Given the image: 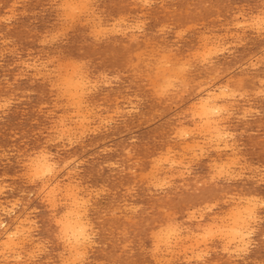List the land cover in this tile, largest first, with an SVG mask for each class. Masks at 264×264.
<instances>
[{
    "label": "rangeland",
    "instance_id": "obj_1",
    "mask_svg": "<svg viewBox=\"0 0 264 264\" xmlns=\"http://www.w3.org/2000/svg\"><path fill=\"white\" fill-rule=\"evenodd\" d=\"M61 1L0 0V223L6 222L0 225V264H72L73 257V264H264V34L250 25L264 16V0ZM69 76L80 82L76 95L65 89ZM219 89L225 98H219ZM213 92L216 109L225 105L209 115L221 125L218 136L195 110ZM42 153L54 170L39 181L28 166ZM241 204L256 209L249 217L251 233L238 246L224 230ZM71 211L88 234L77 248L70 246L58 222ZM5 233L15 245L6 243Z\"/></svg>",
    "mask_w": 264,
    "mask_h": 264
},
{
    "label": "bare ground",
    "instance_id": "obj_2",
    "mask_svg": "<svg viewBox=\"0 0 264 264\" xmlns=\"http://www.w3.org/2000/svg\"><path fill=\"white\" fill-rule=\"evenodd\" d=\"M61 1V0H60ZM67 1V0H66ZM82 1V0H81ZM81 1H80V3H81ZM69 2V1H68ZM68 2H66L67 4H65V5H68ZM74 2H75V0H74ZM139 2H140V0H139ZM152 2V1H151ZM154 2V1H153ZM61 3H62V1H61ZM70 3V2H69ZM73 3V2H72ZM87 3V2H86ZM89 3V2H88ZM13 4V3H12ZM64 4V3H63ZM71 4V3H70ZM69 4V5H70ZM77 4V3H76ZM79 4V3H78ZM83 5L85 4V2H83L82 3ZM90 4V3H89ZM14 5V4H13ZM91 5V4H90ZM148 5V4H147ZM16 6V5H15ZM19 6V5H18ZM88 6V5H87ZM94 6V5H93ZM145 6V5H144ZM59 7H61V6H59ZM71 8H72V10H71V12L72 11H74V7H75V4H74V7L73 6H70ZM84 8L83 6H81L80 5V8ZM62 8V7H61ZM79 8V7H78ZM87 8V7H86ZM93 8V7H92ZM244 8V7H243ZM67 9V8H66ZM70 9V8H69ZM75 9H77V6H76V8ZM94 9V8H93ZM263 9V8H262ZM9 10V9H8ZM64 10V9H63ZM238 10V9H237ZM66 12L65 13H67V10H65ZM79 11H80V9H79ZM78 10H75V12H79ZM87 11V10H86ZM263 11V10H262ZM25 12V11H24ZM84 12V11H83ZM88 12V11H87ZM94 12V11H93ZM12 13V12H11ZM16 13V12H15ZM61 13V12H60ZM86 13V12H85ZM23 14V13H22ZM72 14H74V13H72ZM97 14H98V12H97ZM8 15V14H7ZM62 15V14H61ZM67 15V14H66ZM69 15V14H68ZM82 15V14H81ZM85 15V14H84ZM10 16V15H9ZM70 17L69 18H72L71 17V14L69 15ZM80 16V14L78 15V17ZM91 16V15H90ZM99 16V15H98ZM97 16V17H98ZM123 16V15H122ZM141 16V15H140ZM258 16V15H257ZM260 16V15H259ZM74 17V16H73ZM86 17V16H85ZM93 17V16H92ZM96 17V18H97ZM7 18V17H6ZM13 18V17H12ZM95 18V17H94ZM93 18V19H94ZM101 18V17H100ZM100 18H98V19H100ZM113 18V17H112ZM120 18H122V17H120ZM7 19H9V18H7ZM67 19V18H66ZM65 19V20H66ZM74 19H75V17H74ZM86 19H88V18H86ZM89 19H91V18H89ZM126 19V18H125ZM78 20V19H77ZM80 20V19H79ZM102 20V19H101ZM100 20V21H101ZM120 20V19H119ZM73 21H75V20H73ZM81 21V20H80ZM85 21V20H84ZM90 21V20H89ZM88 21V22H89ZM100 21H97L96 23H98V22H100ZM121 21V20H120ZM119 21V22H120ZM125 21V20H124ZM123 21V22H124ZM249 21V20H248ZM253 21V20H252ZM94 22V21H93ZM138 22V21H137ZM7 23H8V21H7ZM11 23V22H10ZM77 23V22H76ZM81 24H82V21L80 22ZM61 24V23H60ZM73 24V23H72ZM110 24V23H109ZM112 24V23H111ZM114 24V23H113ZM117 24V23H116ZM115 24V25H116ZM124 24H125V22H124ZM142 25L144 24V22L143 23H141ZM248 24H250V23H248ZM91 25V24H90ZM99 25V24H98ZM102 25V24H101ZM126 25V24H125ZM251 25V24H250ZM62 26V25H61ZM73 26V25H72ZM82 26H83V24H82ZM95 26V25H94ZM100 26V25H99ZM247 26V25H246ZM101 27V26H100ZM99 27V28H100ZM114 27V26H113ZM119 27V26H118ZM122 27V26H121ZM127 27V26H126ZM130 27V26H129ZM234 27V26H233ZM243 27H244V25H243ZM96 28V27H95ZM106 29H107V27H105ZM111 28V27H110ZM138 28V27H137ZM140 28V27H139ZM165 28V27H164ZM66 29V28H65ZM68 29V28H67ZM103 29V28H102ZM105 29V30H106ZM117 29H119V28H117ZM124 29H125V27H124ZM127 29V28H126ZM125 29V30H126ZM105 30H104V33H106L105 32ZM130 30V29H129ZM140 30H142V29H140ZM162 30V29H161ZM188 30V29H187ZM62 31V30H61ZM64 31V30H63ZM67 31V30H66ZM95 31V30H94ZM93 31V32H94ZM117 31V30H116ZM134 31V30H133ZM181 31V30H180ZM179 31V32H180ZM245 31H246V28H245ZM60 32V31H59ZM98 32V31H97ZM110 32V31H109ZM126 32V31H125ZM125 32H124V35H125ZM62 33V32H61ZM64 33V32H63ZM103 33V34H104ZM162 33V32H161ZM60 34V33H59ZM102 34V33H101ZM102 34V35H103ZM113 34V33H112ZM182 34V33H181ZM184 34H185V32H184ZM1 35V34H0ZM93 35V34H92ZM98 35H100V34H98ZM106 35V34H105ZM109 35V34H108ZM131 35H133V34H131ZM139 35H141V34H139ZM204 35V34H203ZM210 35V34H209ZM45 36H47V35H45ZM61 36V35H60ZM101 36V35H100ZM99 36V37H100ZM127 36V35H126ZM136 36V35H135ZM134 36V37H135ZM211 36V35H210ZM213 36H214V34H213ZM239 36V35H238ZM56 37H57V34H56ZM203 37V36H202ZM206 37V36H205ZM224 37V36H223ZM52 38V37H51ZM58 38V37H57ZM201 38V37H200ZM211 38V37H210ZM103 39V38H102ZM101 39V40H102ZM105 39V38H104ZM203 39V38H202ZM204 40V39H203ZM202 40V41H203ZM206 40H208V38H206ZM104 41V40H103ZM209 41V40H208ZM44 42V41H43ZM210 42V41H209ZM214 42H215V40H214ZM49 43V42H48ZM59 43V42H58ZM65 43V42H64ZM5 44V43H4ZM39 44V43H38ZM43 44V43H42ZM44 45H46V44H44ZM180 45V44H179ZM208 45V44H207ZM199 46V45H198ZM216 46V45H215ZM215 46H213V47H215ZM219 46V45H218ZM229 46V45H228ZM205 47H206V44H205ZM208 47V46H207ZM212 47V46H211ZM211 47H210V49H211ZM225 47V46H224ZM223 47V48H224ZM227 47V46H226ZM197 48V47H196ZM199 48V47H198ZM216 48V47H215ZM220 48V47H219ZM218 47H217V49H219ZM217 49H216V51H217ZM12 50V49H11ZM196 50V49H195ZM205 50H206V48H205ZM6 51V50H5ZM206 51H209L208 49L206 50ZM215 51V50H214ZM220 51V50H219ZM226 51V50H225ZM198 52V51H197ZM201 52V51H200ZM204 52V51H203ZM210 52V51H209ZM208 52V53H209ZM213 52V51H212ZM222 52V51H221ZM220 52V53H221ZM3 53V52H2ZM6 53V52H5ZM211 53V52H210ZM214 53H216V55H217V52H214ZM219 53V54H220ZM218 54V55H219ZM137 55V54H136ZM200 55H201V53H200ZM204 55H205V53H204ZM208 55V54H207ZM213 55V54H212ZM194 56V55H193ZM203 56V55H202ZM259 56V55H258ZM40 57V56H39ZM206 57H208V56H206ZM205 57V58H206ZM212 57V56H211ZM198 58H199V56H198ZM204 58V59H205ZM255 58V57H254ZM259 58V57H258ZM167 59V58H166ZM200 59V58H199ZM211 59V58H210ZM256 59V58H255ZM49 60V59H48ZM54 60H56V58L54 59ZM207 60V59H206ZM58 61H60V59L58 60ZM58 61H57V63H58ZM63 61H65V60H63ZM72 61V60H71ZM188 61V60H187ZM257 61V60H256ZM41 62V61H40ZM46 62V61H45ZM53 62V61H52ZM51 62V63H52ZM76 62V61H75ZM189 62V61H188ZM252 62V61H251ZM60 64H61V62H59ZM73 63V62H72ZM80 63V62H79ZM207 63V62H206ZM208 63H209V61H208ZM20 64V63H19ZM49 63H47V65H48ZM65 64V63H64ZM74 64V63H73ZM84 64H85V62H84ZM246 64V63H245ZM256 64V63H255ZM38 65V64H37ZM42 65V64H41ZM44 65V64H43ZM62 65V64H61ZM66 65H68L67 63H66ZM70 65V64H69ZM81 65V64H80ZM252 65V64H251ZM21 66V65H20ZM26 66V65H25ZM55 66V65H54ZM184 66H185V64H184ZM249 66V65H248ZM255 66V65H254ZM260 66V65H259ZM28 67V66H27ZM70 67V66H69ZM78 67V66H77ZM77 67H75V68H77ZM182 67V66H181ZM242 67V66H241ZM244 67V66H243ZM247 67V66H246ZM44 68V67H43ZM253 68H255V67H253ZM36 69V68H35ZM48 69V68H47ZM53 69V68H52ZM57 69H61V67L60 68H57ZM67 69H68V67H67ZM71 69V68H70ZM78 69V68H77ZM82 69V68H81ZM81 69H79L80 71H81ZM84 69V68H83ZM82 69V70H83ZM188 69V68H187ZM23 70V69H22ZM25 70V69H24ZM41 70V69H40ZM46 70V69H45ZM53 70H56L55 68L53 69ZM76 70V69H75ZM182 70V69H181ZM184 70H186V69H184ZM60 71V70H59ZM59 71H58V73L57 74H59ZM61 71H63L62 69H61ZM74 71V70H73ZM85 71V70H84ZM236 71V70H235ZM72 72V71H71ZM82 72V71H81ZM43 73V72H42ZM48 73V72H47ZM52 73V72H51ZM50 73V74H51ZM68 73H69V71H68ZM67 73V74H68ZM73 73V72H72ZM71 73V74H72ZM75 73H77V72H75ZM185 73V72H184ZM41 74V73H40ZM49 74V73H48ZM62 74V73H61ZM82 74V73H81ZM86 74V73H85ZM84 74V75H85ZM42 75V74H41ZM46 75V74H45ZM60 75V74H59ZM58 75V76H59ZM73 75H75L74 73H73ZM83 75V74H82ZM180 75V74H179ZM44 76V75H43ZM54 76V75H53ZM71 76V75H70ZM70 76H69V78L68 79H66L65 78V80H66V84H65V82H63L65 85H67V87H65V89L67 88L70 92H72V93H74L75 95H76V93L77 92H73V90L75 91V90H77L79 87H78V84L80 83L79 81V83L77 84V81H72L73 79H71L72 78V76H71V78H70ZM158 76H160V75H158ZM63 77H64V75H63ZM75 77V76H74ZM73 77V78H74ZM80 77V76H79ZM82 77V76H81ZM84 77V76H83ZM82 77V78H83ZM103 77V76H102ZM175 77V76H174ZM182 77V76H181ZM180 77V78H181ZM39 78H41V77H39ZM45 78H47V77H45ZM59 78H62V77H59ZM84 78H86V77H84ZM113 78V77H112ZM56 79V78H55ZM81 79V78H80ZM115 79V78H114ZM51 80V79H50ZM53 80V79H52ZM62 80V79H61ZM61 80H58V81H61ZM78 80V79H77ZM86 80V79H85ZM103 80V79H102ZM106 80H107V78H106ZM173 80V79H172ZM81 81V80H80ZM88 81V80H87ZM90 81V80H89ZM111 81V80H110ZM168 81V80H167ZM97 82V81H96ZM171 82V81H170ZM175 82H178V81H175ZM263 82H264V80H263ZM43 83V82H42ZM59 83H61V82H59ZM85 83V82H84ZM91 84V83H90ZM89 84V85H90ZM109 84H111V82L109 83ZM170 84V83H169ZM53 85V84H52ZM82 85H84V84H82ZM92 85V84H91ZM103 85V84H102ZM112 85V84H111ZM217 85V84H216ZM263 85V84H262ZM84 86H87V85H84ZM93 86V85H92ZM107 86V85H106ZM56 87V86H55ZM80 87H81V85H80ZM168 88H170L169 86H167ZM214 87H215V85H214ZM217 87H219V86H217ZM225 87V86H224ZM61 88H63L62 86H61ZM90 88V87H89ZM97 88V87H96ZM171 88H172V86H171ZM205 88V87H204ZM211 88V87H210ZM209 88V89H210ZM64 89V88H63ZM82 89H83V87H82ZM208 89V90H209ZM218 89V88H217ZM58 90V89H57ZM80 90V89H79ZM207 90V91H208ZM211 90V89H210ZM220 90V89H219ZM223 90V89H222ZM222 90H220L221 92L219 93V98H220V96H221V98H222V93H224V92H222ZM227 90V89H226ZM69 91H66L67 93L69 92ZM64 92V91H63ZM93 92V91H92ZM226 92V91H225ZM260 92V91H259ZM72 93L71 94H69L70 95V97H71V95H72ZM79 93V92H78ZM206 93V92H205ZM214 93V92H213ZM213 93H209V94H207L206 95V97L205 98H203V99H201V100H199V102H197V104H196V106H195V110H196V114H197V117L199 116V118H204V123H205V126L207 127V129H209V130H211V132L213 133V134H217V136H218V134H219V130H218V127H220V126H218L217 125V123L215 122V121H213L210 117H209V115H211L213 112H215L218 108L220 109V112H222L221 111V108H224L225 107V105H223L221 108L220 107H218L217 109H216V105L213 103V100L214 99H217V97H218V95H216L215 93V95H213ZM230 93V92H229ZM236 93H238V92H236ZM236 93H234V94H236ZM247 93V92H246ZM62 94V93H61ZM68 94H67V96H68ZM81 94V93H80ZM80 94H78V95H80ZM222 94V95H221ZM225 94V93H224ZM243 94V93H242ZM247 94H249V93H247ZM257 94V93H256ZM261 94V93H260ZM66 95V94H65ZM77 95V96H78ZM201 95V94H200ZM238 95V94H237ZM244 95V94H243ZM264 95V94H263ZM66 96V97H67ZM85 96L87 97V95L85 94ZM242 96V95H241ZM14 97V96H13ZM12 97V98H13ZM63 97H65V96H63ZM70 97L68 98V99H70ZM73 97H74V95H73ZM80 97H81V95H80ZM163 97V96H162ZM223 97H224V95H223ZM232 97H233V95H232ZM245 97V96H244ZM257 97H258V94H257ZM6 98V97H5ZM59 98V97H58ZM77 98V97H76ZM75 98V99H76ZM197 98V97H196ZM225 98V97H224ZM223 98V99H224ZM229 98V97H228ZM241 99H242V97H240ZM133 99V98H132ZM138 99H140V98H138ZM60 100V99H59ZM74 100V99H73ZM78 100V99H77ZM220 100V99H219ZM225 100V99H224ZM11 101H13V100H11ZM10 100H9V102H11ZM68 101V100H67ZM76 101V100H75ZM75 101H74V103H75ZM87 101V100H86ZM120 101V100H119ZM69 102V101H68ZM73 102V101H72ZM80 102V101H79ZM78 102V103H79ZM91 102V101H90ZM1 103V102H0ZM3 103V102H2ZM1 103V104H2ZM66 103V102H65ZM78 103H76V104H78ZM103 103V102H102ZM132 103V102H131ZM136 103V102H135ZM5 104H7V103H5ZM9 104V103H8ZM7 104V105H8ZM70 104V103H69ZM72 104V103H71ZM71 104L69 105V106H71ZM87 104V103H86ZM187 104V103H186ZM217 104V103H216ZM6 105V106H7ZM55 105H57L56 103H55ZM84 105V104H83ZM82 104H81V106H83ZM3 106H5V105H3ZM60 106H63V105H60ZM74 106V105H73ZM93 106V105H92ZM219 106V105H218ZM67 107H68V105H67ZM194 107V106H193ZM57 108V107H56ZM69 108V107H68ZM72 108H74V107H72ZM191 108H192V106H191ZM227 108V107H226ZM245 108H247V107H245ZM9 109V108H8ZM61 109V108H60ZM83 110H84V108H82ZM89 109V108H88ZM97 109V108H96ZM102 109V108H101ZM250 109V108H249ZM5 110V109H4ZM66 110V109H65ZM78 110H80V109H78ZM82 110V111H83ZM87 110V109H86ZM98 110H100V109H98ZM118 110V109H117ZM231 110V109H230ZM233 110V109H232ZM247 110V109H246ZM75 111V110H74ZM101 111V110H100ZM227 111V110H226ZM248 111V110H247ZM94 112V111H93ZM122 112V111H121ZM129 112V111H128ZM139 112V111H138ZM249 112H250V110H249ZM256 112V111H255ZM258 112V111H257ZM74 113V112H73ZM87 113V112H86ZM187 113V112H186ZM194 113V112H193ZM64 114V113H63ZM69 114H72V113H69ZM76 114V113H75ZM75 114H74V116H75ZM80 113L78 112V115H79ZM90 114V113H89ZM94 114V113H93ZM220 114V113H219ZM230 114H231V112H230ZM247 114V113H246ZM249 114V113H248ZM259 114V113H258ZM6 115V114H5ZM77 115V114H76ZM77 115V116H78ZM85 115V114H84ZM83 115V113H82V115H80V116H84ZM92 115V114H91ZM96 115V114H95ZM120 115V114H119ZM214 115H216V114H214ZM67 116V115H66ZM70 116V115H69ZM68 116V117H69ZM73 116V115H72ZM108 116V115H107ZM110 116V115H109ZM108 116V117H109ZM114 116V115H113ZM232 116V115H231ZM79 117V116H78ZM87 117V116H86ZM91 117V116H90ZM89 117V118H90ZM101 117V116H100ZM99 117V118H100ZM194 117H195V114H194ZM193 117V118H194ZM61 118V117H60ZM83 118H85V117H83ZM82 118V119H83ZM88 118V117H87ZM230 118V117H229ZM66 119H67V117H66ZM71 119H73V118H71ZM78 119V118H77ZM77 119H76V123H77ZM80 119V118H79ZM82 119H80V122L82 121ZM94 119V118H93ZM98 119V118H97ZM226 119V118H225ZM224 119V120H225ZM63 120V119H62ZM85 120V119H84ZM87 120V119H86ZM109 120V119H108ZM107 120V121H108ZM55 121V120H54ZM67 121H68V119H67ZM72 121V120H71ZM90 120H88V122H89ZM91 121H92V119H91ZM95 121V120H94ZM111 121V120H110ZM201 121V120H200ZM203 121V120H202ZM220 121V120H219ZM59 122V121H58ZM57 122V123H58ZM74 122V123H75ZM85 122V121H84ZM88 122H86V124L88 123ZM102 122V121H101ZM112 122V121H111ZM66 123V122H65ZM69 123V122H68ZM221 123H222V121H221ZM220 123V124H221ZM56 124V123H55ZM70 124V123H69ZM85 124V123H84ZM90 124V123H89ZM104 124V123H103ZM103 124L101 125V126H103ZM111 124V123H110ZM65 125V124H64ZM99 126V125H98ZM198 126V125H197ZM202 125H200V127H201ZM224 126V125H223ZM51 127V126H50ZM68 127V126H67ZM71 127V126H70ZM91 127V126H90ZM96 127V126H95ZM183 127V126H182ZM66 128V127H65ZM73 128V127H72ZM78 128H79V126H78ZM104 128V127H103ZM184 129H185V127H183ZM188 128H190V127H188ZM197 128V127H196ZM198 128H199V126H198ZM221 128V127H220ZM224 128H226V126L224 127ZM86 130H87V128H85ZM94 129V128H93ZM108 129V128H107ZM176 129H178V128H176ZM180 129H181V127H180ZM79 130V129H78ZM98 130H99V128H98ZM179 130V129H178ZM198 130H200V128L198 129ZM203 130H206V129H203ZM203 130H201V131H203ZM208 130V131H209ZM225 130V129H224ZM63 131V130H62ZM70 131H72L71 129H70ZM74 131H75V129H74ZM81 131V130H80ZM92 131V130H91ZM50 132H51V130H50ZM65 132H66V130H65ZM83 132V131H82ZM85 132V131H84ZM87 132V131H86ZM98 132V131H97ZM184 132H185V130H184ZM195 132H197V131H195ZM210 132V131H209ZM222 132V131H221ZM230 132V131H229ZM75 133V132H74ZM76 133H79L78 131L76 132ZM91 133V132H90ZM94 133H96V132H94ZM183 133V132H182ZM181 133V134H182ZM186 133V132H185ZM187 133H189L190 134V132H187ZM193 133H194V130H193ZM202 133V132H201ZM223 133V132H222ZM222 133H221V135H222ZM226 133V132H225ZM231 133V132H230ZM236 133V132H235ZM64 134V133H63ZM84 134V133H83ZM192 134V133H191ZM194 134H196V133H194ZM206 134V133H205ZM210 134V133H209ZM228 133H226L225 135H227ZM234 134V133H233ZM57 135H59V134H57ZM73 135V134H72ZM186 135V134H185ZM208 135V134H207ZM211 135V134H210ZM235 135V134H234ZM68 136V135H67ZM74 136H75V134H74ZM83 136V135H82ZM85 136V135H84ZM83 136V137H84ZM90 136V135H89ZM187 136V135H186ZM185 136V137H186ZM201 136H202V134H201ZM211 136H213V135H211ZM223 136V135H222ZM229 136V135H228ZM59 137H60V135H59ZM72 137V136H71ZM189 137V136H188ZM205 137V136H204ZM214 137V136H213ZM224 137H226V136H224ZM229 137H231V136H229ZM57 138H58V136H57ZM65 138V137H64ZM82 138V137H81ZM81 138L79 139V140H81ZM206 139H207V137H205ZM62 139V138H61ZM68 139V138H67ZM214 139V138H213ZM230 139V138H229ZM49 140V139H48ZM54 140H55V137H54ZM65 140V139H64ZM179 140V139H178ZM57 141V140H56ZM55 141V142H56ZM62 141V140H61ZM71 141H73V139L71 140ZM76 141V140H75ZM214 141V140H213ZM59 142V141H58ZM206 142V141H205ZM219 142V141H218ZM218 142H216V143H218ZM53 143V142H52ZM67 143V142H66ZM68 143H69V141H68ZM215 143V142H214ZM221 143H222V141H221ZM220 143V144H221ZM57 144V143H56ZM70 144V143H69ZM76 144V143H75ZM197 144H198V142H197ZM201 144V143H200ZM212 144V143H211ZM218 145V144H217ZM200 146V145H199ZM199 146H198V148H199ZM210 146H212V145H210ZM220 146V145H219ZM232 146V145H231ZM185 148H186V146H184ZM206 147V146H205ZM209 147V146H208ZM227 147V146H226ZM225 147V148H226ZM235 147V146H234ZM70 148V147H69ZM188 148H190V146H188ZM217 147H215V149H216ZM224 149V147L222 146L220 149ZM230 148V147H229ZM98 149V148H97ZM231 149V148H230ZM233 149V148H232ZM108 150H110V149H108ZM186 150V149H185ZM193 150V149H192ZM191 150V151H192ZM195 150H196V148H195ZM218 150H219V148H218ZM225 151L226 150H229L228 149V147L226 148V149H224ZM43 151V150H42ZM46 151V150H45ZM102 151V150H101ZM205 151V150H204ZM203 151V152H204ZM220 151V150H219ZM188 152V151H187ZM200 152H201V149H200ZM235 152H237V151H235ZM234 152V153H235ZM6 153V152H5ZM195 153H196V151H195ZM195 153H193L194 155H195ZM199 153V152H198ZM232 153V152H231ZM7 154V153H6ZM5 154V155H6ZM16 154V153H15ZM52 154V153H51ZM210 154V153H209ZM37 155V154H36ZM47 155V154H46ZM171 155V154H170ZM176 155V154H175ZM201 155V154H200ZM48 156V155H47ZM50 156V155H49ZM131 156V155H130ZM164 156V155H163ZM162 156V157H163ZM184 156V155H183ZM198 156V155H197ZM197 156H195L196 158H197ZM207 156V155H206ZM234 156V155H233ZM4 157V156H3ZM165 157V156H164ZM163 157V158H164ZM186 157H187V155H186ZM199 157V156H198ZM240 157V156H239ZM30 158V157H29ZM52 158V157H51ZM160 158H161V156H160ZM167 158V157H166ZM168 158H169V156H168ZM175 158V157H174ZM173 158V159H174ZM183 158H185V157H183ZM190 158V157H189ZM194 158V157H193ZM202 158V157H201ZM205 158V157H204ZM236 158H237V155H236ZM241 158V157H240ZM49 159V158H48ZM73 159H75V158H73ZM172 159V158H171ZM198 159V158H197ZM213 159H215V158H213ZM243 159V158H242ZM154 160V159H153ZM161 160V159H160ZM185 160V159H184ZM183 160V161H184ZM190 160V159H189ZM200 160V159H199ZM232 160V159H231ZM49 161V160H48ZM74 161V160H73ZM176 161V160H175ZM178 161H179V159H178ZM191 161H194V160H191ZM235 161V160H234ZM233 161V162H234ZM238 161V160H237ZM70 162V161H69ZM78 162V161H77ZM79 162H81V161H79ZM177 162V161H176ZM233 162H231V165H233L232 163ZM25 163H27V162H25ZM51 163V162H50ZM66 163V162H65ZM75 163V162H74ZM85 163V162H84ZM162 163H164V161L162 162ZM224 163H226V162H224ZM235 163H237V162H235ZM242 163V162H241ZM247 163V162H246ZM29 164V163H28ZM53 164V163H52ZM70 164V163H69ZM111 164V163H110ZM113 164V163H112ZM156 164V163H155ZM168 164V163H167ZM174 162H173V166H174ZM192 164H193V162H192ZM215 164V163H214ZM228 165H229V162L227 163ZM68 165V164H67ZM70 165H72V164H70ZM105 165H107V164H105ZM170 165V164H169ZM176 165V164H175ZM181 166H183L182 164H180ZM185 165V164H184ZM211 165V164H210ZM209 165V166H210ZM224 165V164H223ZM223 165H221V167L223 168ZM230 165V166H231ZM239 165V164H238ZM24 166V165H23ZM112 166V165H111ZM116 166V165H115ZM178 166V165H177ZM187 166V165H186ZM216 166V165H215ZM220 166V165H219ZM229 166V167H230ZM234 166V165H233ZM29 167V166H28ZM57 167V166H56ZM73 167V166H72ZM117 167V166H116ZM172 167V166H171ZM175 167V166H174ZM228 167V166H227ZM229 167L227 168V169H229ZM241 167V166H240ZM162 168V167H161ZM166 168V167H165ZM183 168V167H182ZM188 168V167H187ZM220 168V167H219ZM221 168V169H222ZM211 169H212V167H211ZM216 169V168H215ZM226 169V168H225ZM54 170V169H53ZM173 170V169H172ZM179 170H181V169H179ZM217 171H219L218 169H216ZM231 170V169H230ZM264 170V169H263ZM61 171H62V169H61ZM71 171H73V170H71ZM82 171V170H81ZM167 171H168V169H167ZM166 171V172H167ZM186 171V170H185ZM188 172H191V171H189V170H187ZM232 171V170H231ZM27 172V171H26ZM55 172H56V170H55ZM59 172V171H58ZM66 172V171H65ZM74 172V171H73ZM76 172V171H75ZM153 172V171H152ZM156 172V171H155ZM154 172V173H155ZM164 172V171H163ZM213 172H215L214 170H213ZM221 172L223 173V171L221 170ZM225 172L227 173V171L225 170ZM235 172V171H234ZM242 172H243V170H242ZM245 172H247V171H245ZM259 172V171H258ZM78 173V172H77ZM76 173V174H77ZM171 173V172H170ZM219 174H220V172H218ZM221 173V174H222ZM237 173V172H236ZM62 174H64V173H62ZM61 174V175H62ZM70 174V173H69ZM169 174V173H168ZM190 174V173H189ZM221 174H220V176H221ZM228 174V173H227ZM226 174V175H227ZM232 174V173H231ZM154 174L152 173V176H153ZM166 175V174H165ZM183 175V174H182ZM216 175V174H215ZM234 175V174H233ZM240 175H241V172H240ZM239 175V176H240ZM243 175V174H242ZM241 175V176H242ZM29 176V175H28ZM170 176H171V174H170ZM176 176V175H175ZM178 176V175H177ZM181 176V175H180ZM212 176V175H211ZM220 176H218V177H220ZM222 176H223V174H222ZM68 177V176H67ZM146 177V176H145ZM151 177V176H150ZM264 177V176H263ZM5 178V177H4ZM48 178V177H47ZM50 178V177H49ZM77 178H78V176H77ZM156 178V177H155ZM166 178H167V175H166ZM170 178V177H169ZM174 178V177H173ZM177 177H175L174 179H176ZM216 178V177H215ZM214 178V179H215ZM228 178V177H227ZM231 178V177H230ZM239 178V177H238ZM44 179V178H43ZM76 179V178H75ZM75 179H73V180H75ZM147 179H148V177H147ZM39 180V179H38ZM59 180V179H58ZM69 180V179H68ZM255 180V179H254ZM262 180H263V178H262ZM40 181V180H39ZM47 181V180H46ZM55 181V180H54ZM152 181V180H151ZM167 181V180H166ZM169 181V180H168ZM171 181V180H170ZM169 181V182H170ZM43 182V181H42ZM59 182V181H58ZM79 182V181H78ZM230 182V181H229ZM32 183H35V182H32ZM57 183V182H56ZM66 183V182H65ZM165 183V182H164ZM171 183V182H170ZM174 183V182H173ZM260 183V182H259ZM4 184H6V183H4ZM51 184H53V183H51ZM60 184V183H59ZM71 184V183H70ZM34 185V184H33ZM47 185H49V184H47ZM53 185H55V184H53ZM78 185V184H77ZM77 185H76V188H78L77 187ZM87 185V184H86ZM158 185L159 184H157V187H158ZM171 186V185H170ZM43 187V186H42ZM58 187V186H57ZM80 187V186H79ZM87 187V186H86ZM2 188H3V186H2ZM64 188V187H63ZM66 188H68V187H66ZM73 188V187H72ZM74 188H75V185H74ZM73 188V189H74ZM0 189H1V187H0ZM11 189V188H10ZM47 189H48V187H47ZM51 189H52V187H51ZM154 189H156V188H154ZM159 189H160V187H159ZM4 190V189H3ZM13 190V189H12ZM59 190H60V188H59ZM64 190H66V189H64ZM78 190H80V189H78ZM82 190H83V188H82ZM99 190V189H98ZM1 191V190H0ZM42 191V190H41ZM44 191V190H43ZM62 191V190H61ZM69 191V190H68ZM67 191V192H68ZM102 191H103V189H102ZM2 192V191H1ZM30 192V191H29ZM52 192V191H51ZM63 192V191H62ZM188 192V191H187ZM46 193H48V192H46ZM79 193V192H78ZM93 193V192H92ZM98 193V192H97ZM32 194V193H31ZM50 194V193H49ZM53 194V193H52ZM59 194V193H58ZM77 194V193H76ZM91 194V193H90ZM106 194V193H105ZM1 195V194H0ZM63 195V194H62ZM99 195V194H98ZM6 196V195H5ZM44 196V195H43ZM230 196V195H229ZM52 197H53V195H52ZM71 197V196H70ZM69 196L67 197V198H70ZM74 197V196H73ZM76 197V196H75ZM75 197H74V199H75ZM231 197H232V195H231ZM65 198V197H64ZM244 198V197H243ZM248 198V197H247ZM252 198V197H251ZM254 198H255V196H254ZM260 198V197H259ZM42 199V198H41ZM47 199V198H46ZM61 199V198H60ZM74 199H73V202H74ZM78 199V198H77ZM242 199V198H241ZM250 199V198H249ZM51 200H52V198H51ZM54 200V199H53ZM87 200H89V199H87ZM236 200V199H235ZM256 200V199H255ZM258 200V199H257ZM263 200V199H262ZM261 200V201H262ZM3 201V200H2ZM9 201H10V199H9ZM75 201H77L76 199H75ZM259 201V200H258ZM17 202V201H16ZM48 202H50L49 200H48ZM65 202V201H64ZM78 202V201H77ZM82 202V201H81ZM80 201H79V203H81ZM88 202V201H87ZM234 202V201H233ZM247 202V201H246ZM253 202V201H252ZM263 202H264V200H263ZM262 202V203H263ZM20 203V202H19ZM22 203V202H21ZM52 203V202H51ZM54 203V202H53ZM62 203V202H61ZM68 203V202H67ZM76 203V202H75ZM75 203H72V206H74V204ZM89 203V202H88ZM217 203V202H216ZM216 203L214 204V205H216ZM236 203H239V202H236ZM242 203V202H241ZM249 203V202H248ZM256 203V202H255ZM257 203H259V202H257ZM14 203H12L11 205H13ZM16 204V203H15ZM50 204V203H49ZM71 204V203H70ZM78 204V203H77ZM85 204V203H84ZM218 204V203H217ZM247 204V203H246ZM254 203H252V204H250V205H253ZM21 205V204H20ZM214 205H213V209H214ZM239 205H240V203H239ZM249 205V204H248ZM54 206V205H53ZM238 206V205H237ZM255 206H257V205H255ZM32 207V206H31ZM83 207V206H82ZM204 207H205V205H204ZM207 207V206H206ZM234 208L233 209H235V206H233ZM261 207V206H260ZM263 207V206H262ZM51 208V207H50ZM80 208V207H79ZM125 208V207H124ZM133 208V207H132ZM209 208V207H208ZM255 207L253 206V209H254ZM6 209V208H5ZM5 209H3V210H5ZM30 209V208H29ZM71 209V208H70ZM88 209V208H87ZM129 209H131V208H129ZM231 209V208H230ZM232 209V210H233ZM253 209H252V207L250 208L249 206H242V204H241V206L240 207H237L236 209H235V211H233L232 212V210H231V212H232V214H231V223L230 224H222L223 226L224 225H226L225 227V234L227 235L226 237H228V239H230L229 240V242H231V241H235L234 243L236 244L237 243V245L238 246H243L244 244V240H246L245 238H246V235L250 232L249 231V217L252 215V211H253ZM256 209V208H255ZM33 210V209H32ZM73 210H75L74 208H73ZM134 210H136V209H134ZM200 210V209H199ZM9 211V210H8ZM76 211V210H75ZM78 211H80V209L78 210ZM196 211H198V210H196ZM195 211V212H196ZM201 211V210H200ZM208 211H210V210H208ZM1 212V211H0ZM77 212V211H76ZM137 212V211H136ZM171 212V211H170ZM194 212V211H193ZM192 211L190 212V213H193ZM212 212V211H211ZM7 213V212H6ZM26 213V212H25ZM29 213V212H28ZM169 213V212H168ZM202 213V212H201ZM203 213H204V211H203ZM207 213V212H206ZM227 213H229V212H227ZM77 213H74V211H71V212H67L64 216H63V218L60 220V221H58L59 222V224H60V226H61V230H62V232H63V234L67 237V239L69 240V243H70V246L73 248V246H74V248H75V246H76V248L79 246V244H80V242L83 240V238H85L86 236H84V233H85V231H84V229H83V225H82V223H81V221H79V219H78V216L76 215ZM82 215H83V213H81ZM87 214H88V211H87ZM24 215V214H23ZM22 215V216H23ZM195 215V214H194ZM194 215H191V216H194ZM230 215V214H229ZM21 216V217H22ZM86 216V215H85ZM167 216V215H166ZM205 216V215H204ZM216 216V215H215ZM224 216H225V214H224ZM254 216V215H253ZM259 216V215H258ZM21 217H20V219H21ZM28 217V216H27ZM81 217V216H80ZM198 217V216H197ZM219 217V216H218ZM223 217V216H222ZM229 217V216H228ZM6 218V217H5ZM29 218V217H28ZM193 218V217H192ZM201 218H203V215H202V217ZM201 218H200V220H201ZM211 218V217H210ZM213 218V217H212ZM80 219H82V218H80ZM190 219V218H189ZM216 219V218H215ZM230 219V218H229ZM251 219V218H250ZM257 219V218H256ZM130 220V219H129ZM219 220H221V219H219ZM252 220H255V217L253 218L252 217ZM29 221V220H28ZM28 221H25L24 223H26V222H28ZM37 221V220H36ZM84 220H82V222H83ZM88 220H86V222H87ZM132 221V220H131ZM197 221H198V219H197ZM214 221V220H213ZM216 221V220H215ZM256 221V220H255ZM259 221H261V220H259ZM58 222H56V224L58 223ZM217 222V221H216ZM229 222V221H228ZM6 223V222H5ZM4 223V224H5ZM21 223V222H20ZM23 223V222H22ZM84 223V222H83ZM88 223V222H87ZM172 223V222H171ZM211 223V222H210ZM256 223H257V221H256ZM4 224H2V223H0V225H4ZM28 224V223H27ZM36 224V223H35ZM178 224V223H177ZM182 224V223H181ZM212 224V223H211ZM216 225V227L218 226L217 225V223H215ZM21 225V224H20ZM26 225V224H25ZM86 225V224H85ZM88 225V224H87ZM5 226V225H4ZM30 226V225H29ZM37 226V225H36ZM170 226V225H169ZM174 226V225H173ZM211 226V225H210ZM209 226V227H210ZM212 226H213V224H212ZM221 226V225H220ZM220 226H218V227H220ZM252 226V225H251ZM14 227H16L15 225H14ZM20 227V226H19ZM84 227H86V226H84ZM91 227V226H90ZM176 227V226H175ZM180 227V226H179ZM182 227V226H181ZM217 227V228H218ZM26 228V227H25ZM37 228V227H36ZM89 228V227H88ZM164 228V227H163ZM162 228V229H163ZM169 228H171V226L169 227ZM183 228V227H182ZM181 228V229H182ZM185 228V227H184ZM206 228V227H205ZM217 228L214 230V232L217 230ZM28 229V228H27ZM27 229H25V231L27 230ZM86 229H87V227H86ZM171 229H173V228H171ZM170 229V230H171ZM180 229V230H181ZM204 229V228H203ZM210 229V228H209ZM219 229V228H218ZM251 229V228H250ZM253 229V228H252ZM30 230V229H29ZM38 230V229H37ZM163 230H169L168 228L166 229H163ZM206 230V229H205ZM211 230V229H210ZM220 230V229H219ZM223 230H220V231H223ZM24 231V232H25ZM188 231V230H187ZM204 231V230H203ZM209 230H207L206 231V235L208 234L209 236H211L210 235V232H208ZM252 231H254V229L252 230ZM255 231H256V228H255ZM12 232V231H11ZM21 232V231H20ZM19 232V233H20ZM29 232V231H28ZM156 232H158V231H156ZM160 232H162V230L160 231ZM181 232H182V230H181ZM184 232V231H183ZM191 232V231H190ZM16 233V232H15ZM89 233V232H88ZM167 233V232H166ZM172 235L175 233V231L173 230V232H170ZM177 234H178V231L176 232ZM205 233V232H204ZM216 233V232H215ZM221 233V232H220ZM251 233V232H250ZM6 234V239H7V244L8 243H11V242H13V245H15V242L14 241H12V239H11V236H10V234H8V233H5ZM12 234H14V233H12ZM85 234H87V233H85ZM91 234V233H90ZM163 234H165V233H163ZM180 234V233H179ZM194 234V233H193ZM198 234V233H197ZM201 234V233H200ZM26 235V234H25ZM88 235V234H87ZM93 235H94V233H93ZM156 235V234H155ZM167 235V234H166ZM169 235V234H168ZM175 235V234H174ZM202 235V234H201ZM217 235H218V233H217ZM216 235V236H217ZM221 235H222V233H221ZM224 235V234H223ZM16 236V235H15ZM22 236V235H21ZM30 236V235H29ZM154 236V235H153ZM158 236L159 235H157V238H158ZM163 236V235H162ZM180 236V235H179ZM193 236V235H192ZM209 236H206L207 237V239H208V237ZM219 236V235H218ZM18 237V236H17ZM62 237V236H61ZM91 237V236H90ZM161 237V236H160ZM165 237V236H164ZM183 237V236H182ZM181 237V238H182ZM187 237H188V234H187ZM202 237H204L203 235H202ZM225 237V236H224ZM247 237H249L248 235H247ZM251 237V236H250ZM87 238H88V236H87ZM157 238H156V240H157ZM167 238V237H166ZM168 238H169V236H168ZM165 239V240H168L169 241V239ZM180 238V237H179ZM199 238V237H198ZM210 238V237H209ZM2 239V238H1ZM18 239V238H17ZM28 239V238H27ZM33 239V238H32ZM160 240H161V238H159ZM158 239V240H159ZM184 239V238H183ZM188 239H190V238H188ZM197 239V238H196ZM204 238H202L201 239V241L203 240ZM206 239V238H205ZM205 239H204V242H205ZM211 239V238H210ZM214 239V238H213ZM226 239V238H225ZM24 240V239H23ZM22 240V241H23ZM44 240V239H43ZM63 240V239H62ZM181 240V239H180ZM194 240V239H193ZM250 240V239H249ZM5 241V240H4ZM3 241V242H4ZM26 241V240H25ZM24 241V242H25ZM29 241V240H28ZM32 241V240H31ZM182 241V240H181ZM200 241V242H201ZM222 241V240H221ZM2 242V243H3ZM19 242V241H18ZM161 242V241H160ZM171 242V241H170ZM174 242V241H173ZM175 242H176V240H175ZM197 242V241H196ZM227 242H228V240H227ZM5 243V242H4ZM17 243V242H16ZM21 243V242H20ZM25 243H27V242H25ZM31 243V242H30ZM29 243V244H30ZM65 243V242H64ZM86 243H87V241H86ZM157 243V242H156ZM168 243V242H167ZM188 243V242H187ZM195 243V242H194ZM206 243V242H205ZM204 243V244H205ZM19 244V243H18ZM32 244V243H31ZM43 244V243H42ZM84 243H82V245H83ZM88 244V243H87ZM90 244V243H89ZM94 244V243H93ZM154 244V243H153ZM165 244V243H164ZM171 244H172V242H171ZM184 244V243H183ZM191 244V243H190ZM192 244H193V242H192ZM197 244H198V242H197ZM196 244V245H197ZM201 244H202V242H201ZM5 245V244H4ZM12 245V244H11ZM35 245V244H34ZM37 245V244H36ZM65 245H66V243H65ZM81 245V244H80ZM92 245V244H91ZM96 245V244H95ZM159 245V244H158ZM170 245V244H169ZM175 245L177 246V244L175 243ZM174 245V246H175ZM200 245V244H199ZM203 245V244H202ZM227 245V244H226ZM229 245H230V243H229ZM229 245H228V247H229ZM245 245H246V243H245ZM1 246H3V244L1 245ZM18 246V245H17ZM22 246H24V245H22ZM39 246V245H38ZM37 246V247H38ZM44 246V245H43ZM69 246V247H70ZM85 247H86V245H84ZM88 246V245H87ZM93 246V245H92ZM155 246V245H154ZM175 246V247H176ZM180 246V245H179ZM189 246V245H188ZM187 246V247H188ZM207 246V245H206ZM232 246V245H231ZM236 246V245H235ZM249 246V245H248ZM42 247V246H41ZM68 247V248H69ZM82 247V246H81ZM89 247V246H88ZM158 247V246H157ZM170 247H172V246H170ZM180 247H182V246H180ZM200 247V246H199ZM209 247V246H208ZM246 247H247V245H246ZM5 249L6 248H9V246H7V247H4ZM84 248V247H83ZM155 248V247H154ZM168 248H169V246H168ZM177 248V247H176ZM188 248H190V247H188ZM193 248V247H192ZM245 248V247H244ZM40 249V248H39ZM39 249H38V251H39ZM66 249V248H65ZM88 249V248H87ZM194 249V248H193ZM196 249V248H195ZM198 249V248H197ZM204 249H205V247H204ZM208 249V248H207ZM210 249V248H209ZM215 249V248H214ZM239 249V248H238ZM242 249L243 248H241L240 247V250L242 251ZM10 250V249H9ZM15 250V249H14ZM36 250V249H35ZM43 250V249H42ZM46 250H47V248H46ZM70 250V249H69ZM75 250V249H74ZM80 250V249H79ZM169 250H170V248H169ZM172 250V249H171ZM170 250V251H171ZM180 250V249H179ZM211 250V249H210ZM217 250V249H216ZM244 250H246V249H244ZM158 251V250H157ZM178 251V250H177ZM186 251V250H185ZM188 252H190L189 250H187ZM198 251V250H197ZM204 251V250H203ZM202 251V252H203ZM232 251V250H231ZM230 251V252H231ZM234 251V250H233ZM236 251V250H235ZM248 252L250 251V250H247ZM1 252H4V253H7V252H5V250L3 251V248H2V251ZM40 252V251H39ZM38 252V253H39ZM44 252V251H43ZM42 252V253H43ZM71 252V251H70ZM77 252V251H76ZM80 252V251H79ZM78 252V253H79ZM85 251H83V253H84ZM133 252V251H132ZM152 252H153V250H152ZM154 252H156V251H154ZM159 252V251H158ZM164 252V251H163ZM167 252H169V251H167ZM174 252V251H173ZM213 252V251H212ZM217 252V251H216ZM224 252V251H223ZM222 252V253H223ZM225 252H226V250H225ZM238 252H240V251H238ZM12 252H10L9 254H11ZM14 253V252H13ZM38 253H36V254H38ZM42 253H40V254H42ZM81 253V252H80ZM87 253V252H86ZM85 253V254H86ZM165 253V252H164ZM180 253H182V252H180ZM180 253H179V255H180ZM227 253V252H226ZM2 254V253H1ZM33 254V253H32ZM65 254V253H64ZM73 254V253H72ZM71 254V255H72ZM158 254V253H157ZM163 254V253H162ZM173 254V253H172ZM176 254H177V252H176ZM201 254V253H200ZM237 254V253H236ZM239 254V253H238ZM5 255V254H4ZM16 255H17V253H16ZM76 255V254H75ZM80 255V254H79ZM84 255V254H83ZM87 255V254H86ZM175 255V254H174ZM193 256L195 255V254H192ZM206 255V254H205ZM232 255H233V253H232ZM242 255V254H241ZM245 255V254H244ZM19 256V255H18ZM18 256H16V257H18ZM158 256V255H157ZM172 257H173V255H171ZM187 256V255H186ZM198 256V255H197ZM210 256V255H209ZM231 256V255H230ZM3 257H5V256H3ZM40 257H42L41 255H40ZM81 257V256H80ZM154 257V256H153ZM163 257V256H162ZM184 257V256H183ZM200 257V256H199ZM26 258V257H25ZM32 258V257H31ZM67 258V257H66ZM70 258V257H69ZM68 258V259H69ZM76 259L77 257H73V259ZM186 258V257H185ZM244 258V257H243ZM242 258V259H243ZM2 259V258H1ZM6 259V258H5ZM30 259V258H29ZM35 259V258H34ZM64 259H65V257H64ZM73 259H71V262H75V261H72ZM78 259H80V258H78ZM154 259V258H153ZM162 259V258H161ZM166 259V258H165ZM193 260H194V258H192ZM191 259V260H192ZM198 259V258H197ZM204 259V258H203ZM202 259V260H203ZM233 259V258H232ZM235 259V258H234ZM233 259V260H234ZM11 260H12V258H11ZM20 260H22V259H20ZM23 260H25V259H23ZM36 260V259H35ZM164 260V259H163ZM162 260V261H163ZM177 259L175 258V261H176ZM186 261H187V259H185ZM184 260V261H185ZM199 260V259H198ZM5 261V260H4ZM8 261V260H7ZM19 261V260H18ZM31 261V260H30ZM80 261V260H79ZM79 261H78V263H79ZM155 261V260H154ZM159 261H160V259H159ZM188 261H190V259L188 260ZM195 261V260H194ZM200 261V260H199ZM48 262V261H47ZM63 262V261H62ZM71 262H68V263H71ZM166 262V261H165ZM169 262H171V261H169ZM29 263V262H28ZM31 263V262H30ZM72 263V264H73ZM157 263V262H156ZM160 263V262H159ZM247 263V262H246ZM66 264V263H65ZM162 264H164V262L162 263ZM165 264H167V263H165ZM260 264V263H259Z\"/></svg>",
    "mask_w": 264,
    "mask_h": 264
},
{
    "label": "snow or ice",
    "instance_id": "obj_3",
    "mask_svg": "<svg viewBox=\"0 0 264 264\" xmlns=\"http://www.w3.org/2000/svg\"><path fill=\"white\" fill-rule=\"evenodd\" d=\"M145 4H149L150 0H144ZM251 26L264 34V16H260L258 19H255L251 22ZM30 175L34 178L40 179L44 176L51 175L53 169L51 164L48 161V158L45 154H40L32 159L30 162Z\"/></svg>",
    "mask_w": 264,
    "mask_h": 264
}]
</instances>
